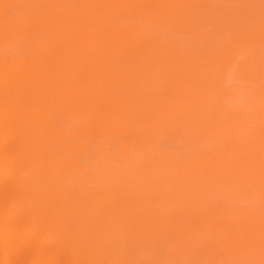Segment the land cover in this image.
<instances>
[{"label":"bare ground","instance_id":"1","mask_svg":"<svg viewBox=\"0 0 264 264\" xmlns=\"http://www.w3.org/2000/svg\"><path fill=\"white\" fill-rule=\"evenodd\" d=\"M0 264H264V0H0Z\"/></svg>","mask_w":264,"mask_h":264}]
</instances>
